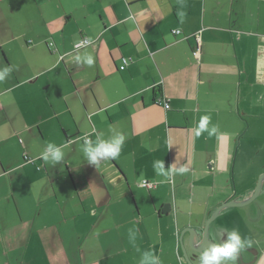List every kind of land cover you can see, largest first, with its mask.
Returning a JSON list of instances; mask_svg holds the SVG:
<instances>
[{
  "label": "crops",
  "instance_id": "1",
  "mask_svg": "<svg viewBox=\"0 0 264 264\" xmlns=\"http://www.w3.org/2000/svg\"><path fill=\"white\" fill-rule=\"evenodd\" d=\"M85 53L92 66L76 62ZM6 66L0 264H139L149 249L183 264L181 231L264 174V0H0ZM204 115L218 135H196ZM113 130L126 136L119 157L88 163L82 137ZM50 142L66 146L55 166L40 158ZM157 160L189 171L165 181ZM219 215L211 226L229 220L264 264V182Z\"/></svg>",
  "mask_w": 264,
  "mask_h": 264
},
{
  "label": "clouds",
  "instance_id": "2",
  "mask_svg": "<svg viewBox=\"0 0 264 264\" xmlns=\"http://www.w3.org/2000/svg\"><path fill=\"white\" fill-rule=\"evenodd\" d=\"M182 15V14H181ZM129 21H134V17L129 15L127 18ZM84 43H92L91 39ZM82 43L75 44V48L78 50L82 47ZM78 64H84L92 66L95 62L94 57L85 53L83 55H77L75 57ZM11 72L10 67H4L0 69V82H3ZM210 116L204 115L200 118L197 127L196 135L199 137L203 133H207L209 137L218 135V128L215 125H210ZM108 138H104L101 135H97L95 140L89 138L87 134L82 137L83 143L81 145V152L85 160L93 165H98L104 160L117 159L121 153L126 136L120 132H115ZM169 145L171 142L169 141ZM66 146H57L54 143H48L45 150L41 153L40 158L47 164L53 166L60 164L65 159V152L63 148ZM153 168L157 175L165 178V181H171L174 175H183L189 171L186 165L176 167L173 163L169 167H165V161L157 160L153 162ZM137 238V232L134 229L129 230V241L135 245ZM252 241L241 236L238 229H233L227 233V238L221 243H214L204 247L198 256L199 264H227L231 261L232 264H237L238 255L246 248L251 247ZM139 264H162L159 256H157L152 250H145L141 253ZM182 264V262H181Z\"/></svg>",
  "mask_w": 264,
  "mask_h": 264
},
{
  "label": "water",
  "instance_id": "3",
  "mask_svg": "<svg viewBox=\"0 0 264 264\" xmlns=\"http://www.w3.org/2000/svg\"><path fill=\"white\" fill-rule=\"evenodd\" d=\"M263 182H264V174L262 176H260V179L257 183V186L254 189V192L250 196H248L246 199H243L240 201L236 200V199H231V200L225 201L224 203L219 205L216 208V210L213 211L212 214H210V216L208 217V219L206 220L205 224L202 227L197 228V227L187 226L186 228H184L181 231L178 240H179V244H180L181 249H182L184 259L189 264H194V263H193L192 259L189 257V253L187 252V246H189V248H191L197 254H200V252L204 249V247L213 244V241H211V234H210V228L209 227H211V224L219 216V214L222 212V210L225 209L226 207H229V206H242V205H245L248 202H251L252 200H254L260 194V191H261L262 186H263ZM170 209H171V205L167 204L163 207L162 213L167 214V212H169ZM186 232L189 233V239H187L188 240L187 246L183 240L184 234ZM247 264H251V262L247 263Z\"/></svg>",
  "mask_w": 264,
  "mask_h": 264
},
{
  "label": "flooded vegetation",
  "instance_id": "4",
  "mask_svg": "<svg viewBox=\"0 0 264 264\" xmlns=\"http://www.w3.org/2000/svg\"><path fill=\"white\" fill-rule=\"evenodd\" d=\"M190 227H193V226H190ZM209 228H210V234H211V241H213V244L214 243H221L224 240H226L228 228H226V229L223 228L222 221L217 223L215 226L212 225ZM187 239H189V236ZM187 239H185V238L183 239L186 246L188 243ZM261 251L262 250H261L260 246L257 244V242L256 243L252 242L251 247L246 248L243 252H241L238 255L237 263L238 264H247V263L251 262V264H256L259 257H260L259 255H261ZM187 252L189 253V257L192 259L193 263L199 264V261H198L199 254L194 252L191 248H189V246H187ZM179 253H180L181 259L183 261V264H189L184 259L181 246H180V252Z\"/></svg>",
  "mask_w": 264,
  "mask_h": 264
},
{
  "label": "built area",
  "instance_id": "5",
  "mask_svg": "<svg viewBox=\"0 0 264 264\" xmlns=\"http://www.w3.org/2000/svg\"><path fill=\"white\" fill-rule=\"evenodd\" d=\"M176 32L179 33L180 30H176ZM87 40H88V39L85 38V39L81 42L83 46H85V45L88 44V43H84V42H86ZM51 44H52V43H51ZM199 54H200V47H199V42H198V40H197V45L195 46V48H194V50H193V55H194L195 57H199V56H198ZM128 63H129V60H128L127 58H124L123 61H122V65H120V68H121V69H124ZM165 107H169V105L166 104ZM155 185H156L155 183L149 182V181H147V180L142 181V186L147 187V188L155 187Z\"/></svg>",
  "mask_w": 264,
  "mask_h": 264
},
{
  "label": "rangeland",
  "instance_id": "6",
  "mask_svg": "<svg viewBox=\"0 0 264 264\" xmlns=\"http://www.w3.org/2000/svg\"><path fill=\"white\" fill-rule=\"evenodd\" d=\"M232 215H234V214H232ZM223 217H224V215H223V216L219 215L218 219L221 220ZM218 219H217V220H218ZM220 220H219V221H220ZM228 222H229V220L224 221V219H223L222 223H223V228H224V229H226V228L228 227V225H230V224H228Z\"/></svg>",
  "mask_w": 264,
  "mask_h": 264
},
{
  "label": "trees",
  "instance_id": "7",
  "mask_svg": "<svg viewBox=\"0 0 264 264\" xmlns=\"http://www.w3.org/2000/svg\"><path fill=\"white\" fill-rule=\"evenodd\" d=\"M85 39V38H84ZM83 39V40H84ZM88 39V38H87ZM83 40H81L80 42H78V43H81ZM89 40V39H88ZM51 45H53V42H52V44ZM127 58V57H126ZM124 59V58H123ZM128 60H129V58H127Z\"/></svg>",
  "mask_w": 264,
  "mask_h": 264
}]
</instances>
